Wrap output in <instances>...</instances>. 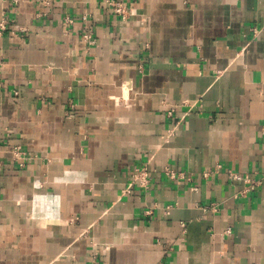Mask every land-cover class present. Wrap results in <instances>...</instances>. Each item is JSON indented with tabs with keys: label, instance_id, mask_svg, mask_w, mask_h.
Listing matches in <instances>:
<instances>
[{
	"label": "crops",
	"instance_id": "obj_1",
	"mask_svg": "<svg viewBox=\"0 0 264 264\" xmlns=\"http://www.w3.org/2000/svg\"><path fill=\"white\" fill-rule=\"evenodd\" d=\"M48 1L0 0V264H264V0Z\"/></svg>",
	"mask_w": 264,
	"mask_h": 264
},
{
	"label": "built area",
	"instance_id": "obj_2",
	"mask_svg": "<svg viewBox=\"0 0 264 264\" xmlns=\"http://www.w3.org/2000/svg\"><path fill=\"white\" fill-rule=\"evenodd\" d=\"M48 6H49L48 0H40V7L41 8H46ZM106 6L121 21H127L129 19L130 14H131V9L126 3L121 2V1H116V0H108V1H106ZM82 20L84 23H86L88 21V17H83ZM73 23H74L73 19H69V18L66 19L67 25H72ZM8 29H9L8 21L5 18H2L0 21V36L3 35L4 33H6V31ZM253 31H254V34L258 33V31L256 29H254ZM82 41L84 42V45H86L87 47L95 45V40L92 36V32H90V31H86L83 34ZM169 114L171 115L172 112H170ZM176 125H178V124H176ZM175 128H176V126L172 128V130L170 131V134L173 133ZM18 154L20 155V158H18L17 160L26 161V158H24V156H22V154H20L19 152H18ZM0 170H1V163H0ZM167 175L171 178H174V174L172 172H167ZM228 176L232 181L244 182V184H245L244 188L240 192L237 193V197L246 196L247 194L258 189L264 183V178L259 179V180L251 179V178H249V179L248 178H242L239 174L234 173L232 171L228 172ZM149 183H150V179H149L148 169L145 167L137 168V169H135V171L132 175V180H131V183L129 185V188L127 189V193H130L131 188L134 186H138L141 189L147 190L149 187ZM209 211L217 212L218 207L216 205L212 204L209 207ZM228 233L229 232L227 231V234Z\"/></svg>",
	"mask_w": 264,
	"mask_h": 264
}]
</instances>
